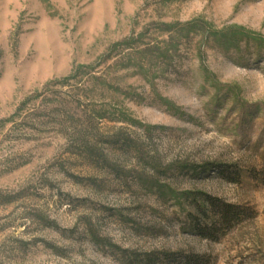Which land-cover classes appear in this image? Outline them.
Here are the masks:
<instances>
[{
  "label": "rangeland",
  "instance_id": "374dc122",
  "mask_svg": "<svg viewBox=\"0 0 264 264\" xmlns=\"http://www.w3.org/2000/svg\"><path fill=\"white\" fill-rule=\"evenodd\" d=\"M0 264H264V0H0Z\"/></svg>",
  "mask_w": 264,
  "mask_h": 264
},
{
  "label": "trees",
  "instance_id": "16d2710c",
  "mask_svg": "<svg viewBox=\"0 0 264 264\" xmlns=\"http://www.w3.org/2000/svg\"><path fill=\"white\" fill-rule=\"evenodd\" d=\"M229 214H230V210H227V211L224 213L223 216H224V218H226V220H227Z\"/></svg>",
  "mask_w": 264,
  "mask_h": 264
}]
</instances>
